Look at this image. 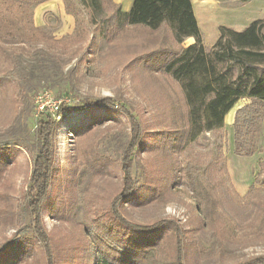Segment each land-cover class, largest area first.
<instances>
[{"label": "rangeland", "instance_id": "rangeland-1", "mask_svg": "<svg viewBox=\"0 0 264 264\" xmlns=\"http://www.w3.org/2000/svg\"><path fill=\"white\" fill-rule=\"evenodd\" d=\"M11 1L1 0L6 21L10 22L0 43L14 53L15 61L0 54V70L13 75L0 87V142L8 140L18 145L10 148L4 158L8 167L0 181V192L8 195L14 221L0 226V236L19 228L25 240L30 241L24 244L32 247L34 255L21 264H47L48 258L28 228L31 219L24 192L35 148V96L43 91L53 101L66 99L68 105L76 107L89 99L113 100L137 117L144 140L133 156L135 188L116 208L125 220L136 225H152L160 219L174 221L181 228L178 239L182 264H246L253 257H264V119L253 134L255 152L242 156L233 151L234 113L248 101H237L224 116L220 130L204 132L172 154L176 169L191 164L206 177L203 183L214 197L209 220L202 214L203 206L183 172L173 175L178 182L172 186L161 178L164 164L156 150L161 141L154 135L180 126L177 108L185 110V106L183 90L176 82L171 85L160 76H148L135 60L141 50L156 47L158 33L143 26L128 27L108 42L103 37L102 15L92 9L88 0H44L39 4L29 0L26 11ZM216 1L229 9L221 12L226 22L239 20L237 28L250 23L253 17L252 20L264 19V0ZM131 2L120 0L125 7ZM65 5L75 13L76 21ZM234 9H238L236 14ZM205 39L208 48L213 31H205ZM189 41L186 38L182 45H189ZM172 106L174 110L168 114ZM98 117L105 118L103 126L92 128L80 139L75 136V129ZM129 133L127 118L114 107L77 109L58 118L52 182L41 213L51 235L53 264H91L97 253L107 255L106 252L125 258L133 251L132 240L146 237L160 241L158 247L147 251L150 259H175L171 233L132 235L121 229L110 211V203L122 186L119 164ZM90 145L94 153L104 157L103 173L98 175L87 167L77 168ZM217 145L222 146L221 157ZM251 185L255 188L246 195ZM56 197L66 207V220H57L52 212Z\"/></svg>", "mask_w": 264, "mask_h": 264}, {"label": "trees", "instance_id": "trees-1", "mask_svg": "<svg viewBox=\"0 0 264 264\" xmlns=\"http://www.w3.org/2000/svg\"><path fill=\"white\" fill-rule=\"evenodd\" d=\"M44 0H36L39 4ZM92 9L101 16L103 37L111 42L128 27L143 26L147 31L157 32L159 37L156 47L141 50L135 60L142 64L143 72L148 76H160L164 82L174 85L175 82L183 90V105L177 108L180 112V126L173 131L155 134L161 141L156 147L158 157L164 164L162 180L172 186L178 177L173 179L177 171L187 177L190 190L198 197L203 206L201 212L212 220L214 197L212 190L206 189L203 173L191 164L176 169L171 162L172 154L180 152L184 144L195 140L204 132L218 131L223 127L224 116L232 109L237 101L244 99L248 102L238 108L233 117V151L237 155L249 156L257 149L253 134L256 126L264 119V19H255L241 31L219 25L218 38L207 48L203 43V34L193 13L191 0H132L127 11L121 9L120 4L113 0H88ZM246 3L249 0H239ZM18 4V9L26 11L29 0H12L10 4ZM66 4V3H65ZM0 0V38L4 29H8ZM67 13L69 11L65 5ZM36 28V27H35ZM192 37L193 42L183 46L182 42ZM61 42V39L57 40ZM0 54L6 59L15 61V55L0 43ZM13 77L11 73L0 70V87L3 80ZM117 108L127 118L130 124L129 140L120 157V171L122 186L114 201L110 204V211L121 225V229L132 235H147L150 232L161 231L163 235L172 234L175 239V259L159 262L149 258L147 251L158 247L160 241H150L136 238L132 240L133 251L125 258L112 257L109 254L97 253L91 264H182L180 254L179 235L181 228L169 219H160L152 225H136L129 223L121 216L116 204L133 194L135 188L132 176L133 156L141 146L144 138L142 128L137 117L124 105L116 104L105 98L84 100L79 106L61 103L56 116L64 117L73 110L93 108ZM167 111L170 114L173 106ZM176 122V121H175ZM105 118H95L87 126L74 130L79 139L94 127L103 126ZM58 126V119L47 111L36 116L35 148L31 158V171L25 187V206L31 219L28 225L33 232L34 240L43 245L47 253V264H53L51 257V235L45 229L41 213L48 197L52 182V169L55 156L54 133ZM18 143L11 141L0 142V181L8 167L4 158L10 148H16ZM221 145H217L218 155L221 157ZM102 155H97L90 145L77 165V168L87 167L94 174L103 173ZM256 181V179H255ZM254 185L248 188L246 195L254 190ZM63 201L55 198L52 212L57 220H66L67 211ZM66 211V212H65ZM14 211L11 209L6 192H0V226L13 224ZM142 231V232H141ZM163 238V237H162ZM162 240V239H161ZM25 240L18 228L8 236H0V264H21L33 257L32 247L25 245ZM91 258L92 253H87ZM246 264H264V257H253Z\"/></svg>", "mask_w": 264, "mask_h": 264}, {"label": "crops", "instance_id": "crops-1", "mask_svg": "<svg viewBox=\"0 0 264 264\" xmlns=\"http://www.w3.org/2000/svg\"><path fill=\"white\" fill-rule=\"evenodd\" d=\"M113 1L115 3L120 4L121 9L123 11H127L130 7V6H128V7L122 6V4L120 3V0H113ZM191 3H192L193 13L195 15L197 24H198V26L201 29L202 34H203L204 45L206 43L205 31H209L210 33L213 31V39L209 44L211 47L218 38V26L219 25L225 24L224 26L230 27L236 31H241L242 29H244L249 24V21H248L241 28H237L240 26H236L237 24H235V23L237 21H239V20H236V18L234 21L230 20V22H226L227 20H226V18H223V16L221 15V12H223V11L228 12L229 9L227 7L221 6L220 3L217 2L216 0H198V1L191 0ZM234 12L236 14L238 12V9H234ZM254 18L255 17L251 18V22L253 21L252 19H254ZM214 29L216 31H214ZM187 39L190 40L189 44H191L193 42V38L188 37ZM210 47H208V48H210Z\"/></svg>", "mask_w": 264, "mask_h": 264}, {"label": "built area", "instance_id": "built-area-1", "mask_svg": "<svg viewBox=\"0 0 264 264\" xmlns=\"http://www.w3.org/2000/svg\"><path fill=\"white\" fill-rule=\"evenodd\" d=\"M37 114L43 111H47L56 119L59 117L56 116V111L61 103H66V99H58L56 101L51 100L46 91L40 92L35 96Z\"/></svg>", "mask_w": 264, "mask_h": 264}]
</instances>
